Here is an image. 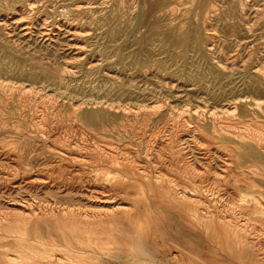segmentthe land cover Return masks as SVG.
<instances>
[{
	"label": "rangeland",
	"instance_id": "374dc122",
	"mask_svg": "<svg viewBox=\"0 0 264 264\" xmlns=\"http://www.w3.org/2000/svg\"><path fill=\"white\" fill-rule=\"evenodd\" d=\"M88 110L101 112L103 125L87 122ZM223 119L238 120L246 138L258 130L264 138V0H0V264L7 246L15 248L2 237L1 216L21 219L32 207L91 212L107 196L156 224L155 261L264 260L261 208L247 206L242 218L229 206L264 199V155L220 170L215 146L228 153L244 141L216 133ZM185 162L194 169L183 171ZM183 187L209 202L206 217L192 207L191 218L189 207L175 203ZM213 212L232 217L230 231L211 220ZM57 217L33 218L31 233L65 245Z\"/></svg>",
	"mask_w": 264,
	"mask_h": 264
},
{
	"label": "bare ground",
	"instance_id": "6f19581e",
	"mask_svg": "<svg viewBox=\"0 0 264 264\" xmlns=\"http://www.w3.org/2000/svg\"><path fill=\"white\" fill-rule=\"evenodd\" d=\"M29 5V4H28ZM76 7L80 6V4H75ZM166 5V4H165ZM67 7V6H66ZM151 7V6H150ZM224 15V14H222ZM225 16L226 13H225ZM233 16V15H232ZM29 17V16H28ZM57 18V17H56ZM159 22V21H158ZM67 23V22H66ZM64 24V23H63ZM145 24V23H144ZM234 24V23H233ZM232 24V25H233ZM146 25V24H145ZM150 28V27H149ZM153 29V28H152ZM235 29V28H234ZM240 29V28H239ZM56 30V29H55ZM191 30V29H190ZM75 31V30H74ZM151 31V30H150ZM197 31V29H196ZM240 31V30H239ZM53 32V31H52ZM73 32V31H72ZM153 32V31H152ZM236 32V31H235ZM75 33V32H74ZM226 33V32H225ZM224 33V34H225ZM232 33V32H231ZM150 34V33H149ZM231 35V34H230ZM238 35V34H237ZM165 36V35H164ZM170 36V34H169ZM147 37V36H146ZM174 37V36H173ZM168 38V37H167ZM52 39V38H51ZM175 39V38H174ZM192 39V38H191ZM166 40V39H165ZM170 40V39H167ZM163 41V40H162ZM165 42V41H164ZM163 42V43H164ZM168 42V41H167ZM181 43V41H176L174 40L173 43ZM191 42H193V40H191ZM172 44V43H171ZM193 44V43H190ZM172 46V45H171ZM170 49V48H169ZM146 50V49H145ZM170 51V50H169ZM146 52V51H145ZM144 52V53H145ZM186 52H188L186 50ZM185 52V53H186ZM142 54V53H141ZM143 55V54H142ZM143 57V56H141ZM147 57V56H146ZM142 59V58H141ZM140 59V60H141ZM215 71V70H213ZM215 73V72H213ZM261 76V75H260ZM201 78V77H200ZM202 79V78H201ZM255 83V82H254ZM250 85V84H249ZM261 86V85H260ZM145 99V98H144ZM257 104H259V102H256ZM129 106V105H128ZM160 106V105H159ZM155 107H157L155 105ZM122 112V111H121ZM126 112V110H125ZM129 113L132 114V112L130 111ZM137 113V112H135ZM147 113V112H146ZM145 113V115L147 116V114ZM229 113V112H228ZM123 114V113H122ZM127 114V113H124ZM158 114V113H157ZM57 116V115H56ZM69 116V115H68ZM101 116V112L99 111H89L85 112L84 114V119L87 122H96V120L98 118H100ZM138 116V115H137ZM145 116V117H146ZM217 116V115H216ZM123 117V116H122ZM128 117V116H127ZM131 117V116H130ZM56 118V117H55ZM59 118V117H58ZM125 119V117H123ZM57 119V118H56ZM40 120V119H39ZM122 120V119H121ZM126 120V119H125ZM129 120H132L131 118ZM224 120V119H223ZM233 120V119H232ZM135 121V120H133ZM228 121H230L228 119ZM238 121V120H237ZM237 121L235 122H227L226 120L224 121H219L217 123V127L213 126V129L216 131V133H218L217 131H219L222 134L228 135L229 137L234 136V137H238L242 141L240 145H238V147L234 146L232 148V150H229L228 153H224L227 152L226 150L220 151L221 149H219L220 146L216 147L215 146V152H213L216 155H219L222 158V163L218 162V165L220 166V170H225V172L228 170H230V168L232 167V164H236L237 166H243V163L241 161L237 162L236 160H240L243 157L247 158L249 162H261L262 161V157L264 155V138L263 140L258 138L259 136H257L258 134L260 135V131L258 130V134H255L256 136H253L254 134H252V136H249L246 138V135L244 136L242 132H240L239 130H237L235 124L237 123ZM38 122V121H37ZM124 122V121H123ZM131 122V121H129ZM251 121H249L250 124ZM255 122V121H254ZM252 122L253 125H255V123ZM52 123V122H51ZM116 123V122H115ZM121 123V122H120ZM126 123V122H125ZM240 123V122H238ZM99 124L103 125L102 123V117L99 119ZM130 124V123H129ZM117 126V125H115ZM121 126V125H120ZM183 126V125H182ZM251 126V124L249 125ZM256 126V125H255ZM259 126V125H257ZM123 127V126H122ZM246 127V126H245ZM262 127L259 126V128ZM115 128V127H114ZM113 128V129H114ZM160 128V127H159ZM248 128V127H247ZM254 128V127H253ZM256 128V127H255ZM258 128V129H259ZM107 129V127L105 128ZM128 129V128H127ZM195 129L198 132V128L195 126ZM244 129V128H243ZM125 130V128H124ZM131 130V129H130ZM129 130V131H130ZM136 129H134L135 131ZM213 130V132H214ZM249 130V129H248ZM253 130V129H252ZM263 130V129H262ZM126 131V130H125ZM139 131V130H138ZM255 131V130H253ZM257 131V130H256ZM255 131V132H256ZM264 131V130H263ZM131 132V131H130ZM246 132V131H245ZM41 133V132H40ZM127 133V131H126ZM161 133V132H160ZM219 133V134H220ZM257 133V132H256ZM42 134V133H41ZM246 134V133H245ZM248 135L251 133H247ZM59 135V134H58ZM82 135V133H81ZM120 135V134H119ZM118 135V136H119ZM200 135V134H199ZM203 135V134H202ZM79 136V135H78ZM117 136V137H118ZM175 136V135H174ZM218 136V135H217ZM264 136V135H263ZM48 137V136H47ZM80 137V136H79ZM121 137V136H120ZM181 137V136H180ZM194 137V136H193ZM198 137V135H197ZM262 137V136H261ZM62 138V137H61ZM69 139V137H67ZM81 138V137H80ZM119 138V137H118ZM60 139V138H59ZM64 139V138H63ZM71 139V137H70ZM199 139V138H198ZM55 140V139H54ZM121 140V139H120ZM123 140V137H122ZM222 140V139H221ZM229 140V139H226ZM236 140V139H235ZM52 141V140H51ZM69 141V140H68ZM74 141V140H73ZM84 141V140H83ZM119 141V140H118ZM171 141V140H170ZM181 141V140H180ZM225 141V140H224ZM54 142V141H53ZM66 142V141H65ZM75 142V141H74ZM77 142V141H76ZM128 142V141H127ZM67 143V142H66ZM98 143V141H97ZM216 143V142H215ZM214 143V144H215ZM59 144V143H58ZM82 144V143H81ZM219 144V143H218ZM55 145V144H54ZM63 145V144H61ZM71 145V144H69ZM73 145V144H72ZM233 145V144H232ZM82 146V145H81ZM182 146V145H181ZM62 147V146H61ZM74 147V146H73ZM77 147V146H75ZM119 147V145L117 146ZM154 147V146H153ZM186 147V146H185ZM241 147H243L244 149L242 150ZM70 148V147H69ZM90 148V147H89ZM88 148V149H89ZM152 147H150L151 149ZM158 148V147H157ZM180 148V147H179ZM183 148V147H182ZM223 148V145H222ZM226 148V147H225ZM228 148V146H227ZM148 149V148H147ZM146 150V149H145ZM156 150V149H155ZM177 150V148L175 149ZM228 150V149H227ZM94 151H96L94 149ZM148 151V150H146ZM150 151V150H149ZM153 151V150H152ZM158 151V150H157ZM172 151V150H171ZM117 152V151H115ZM159 152V151H158ZM182 152V151H181ZM81 153V152H80ZM101 154H105L107 155V152H105V150H101L100 151ZM148 153V152H147ZM153 153V152H152ZM114 154V153H112ZM117 154V153H116ZM127 154V153H126ZM138 154V153H137ZM146 154V153H145ZM177 155V153H174ZM110 155V153H109ZM121 155V154H120ZM119 155V156H120ZM125 155V154H124ZM154 155V153L152 154ZM158 155V154H156ZM179 155V152H178ZM184 155V154H183ZM123 156V155H122ZM140 156V154H139ZM175 156V155H174ZM181 156V155H180ZM185 156V155H184ZM193 156V155H192ZM218 156V157H219ZM114 157V155H113ZM117 157V155H116ZM129 157V156H127ZM132 157V156H131ZM129 157V158H131ZM135 157V156H134ZM160 157V156H159ZM157 157V158H159ZM183 157V156H182ZM186 157V156H185ZM214 157V156H213ZM121 158V157H120ZM156 158V157H155ZM154 158V159H155ZM179 158V157H178ZM144 159H147L146 157ZM113 160V159H112ZM117 160V159H116ZM161 160V159H160ZM189 160V158H188ZM220 160V159H219ZM119 161V159L117 160ZM124 160H122L123 162ZM128 161V160H126ZM134 161V160H133ZM153 161V160H151ZM159 161V160H158ZM175 161H177L175 159ZM187 161V160H186ZM206 161V160H205ZM213 161V160H212ZM112 162V161H111ZM115 162V161H114ZM113 162V163H114ZM150 162V161H148ZM183 162V161H182ZM140 163V162H139ZM158 163V162H157ZM173 163V162H172ZM216 163V164H217ZM245 163V161H244ZM137 164V163H136ZM154 164V163H153ZM163 164V163H162ZM174 164V163H173ZM176 165L178 163H175ZM182 167L180 166V168H182V170H190L193 168V163H181ZM115 165V164H114ZM121 165V164H120ZM131 166H133V164L130 163ZM142 165V164H140ZM159 165V164H158ZM157 165V166H158ZM195 165V164H194ZM127 166V165H126ZM156 166V168H157ZM160 166V165H159ZM254 166V165H253ZM138 167V166H137ZM145 167V166H144ZM155 168V170H156ZM176 168V167H174ZM179 168V167H177ZM137 169V168H134ZM149 169V168H147ZM146 169V170H147ZM173 169V168H172ZM194 169V168H193ZM219 169V168H218ZM254 170H263L262 168H259L256 166V168H252ZM177 170V169H175ZM181 170V171H182ZM240 170V169H239ZM250 170V169H249ZM136 171V170H134ZM140 171V170H138ZM145 171V170H143ZM149 171V170H148ZM232 171V170H230ZM235 172V170H233ZM243 171V169L241 170ZM154 172V171H153ZM160 172V171H159ZM196 172V171H195ZM224 172V173H225ZM245 172V171H244ZM252 172V171H251ZM142 173V171H141ZM150 173V172H149ZM162 173V172H160ZM185 173V172H184ZM193 173V172H192ZM218 173V172H217ZM223 173V171H222ZM230 173V172H229ZM250 173V172H249ZM39 174V173H38ZM155 174V173H154ZM183 174V172H182ZM191 174V173H190ZM235 174V173H234ZM253 174V173H252ZM142 175V174H140ZM147 175V174H146ZM162 175V174H161ZM160 175V176H161ZM165 175V174H164ZM187 175V174H186ZM202 175V173H201ZM207 175V174H206ZM233 175V174H232ZM236 175V174H235ZM238 176L240 174H237ZM245 175V174H244ZM154 176V175H153ZM159 176V175H158ZM159 176V177H160ZM171 176V175H169ZM255 176V175H254ZM25 177V176H24ZM156 177V176H155ZM186 178L188 176H185ZM219 177H222L219 175ZM224 177V176H223ZM241 177V176H239ZM238 177V178H239ZM244 177V176H243ZM246 177V176H245ZM135 178V177H134ZM150 178V177H148ZM192 178H194L192 176ZM207 178V177H206ZM225 178V177H224ZM31 179V178H30ZM37 179V178H36ZM44 179V178H43ZM42 179V180H43ZM185 179V178H184ZM215 179V178H214ZM237 179V178H236ZM235 179V180H236ZM243 179V178H242ZM46 180V179H45ZM157 182L158 181H163L161 178H156ZM177 180V179H175ZM207 180V179H206ZM241 180V179H240ZM249 180V179H248ZM174 181V179H173ZM173 181H169V183H174ZM188 181V180H186ZM190 181V179H189ZM204 181V180H203ZM243 181V180H242ZM246 181V180H245ZM24 182V181H23ZM191 182V181H190ZM194 182V181H193ZM192 182V184H193ZM238 183V181H235ZM249 182V181H248ZM13 183V182H12ZM34 183V182H33ZM38 183V182H36ZM179 183V182H178ZM178 183L174 184L177 186H180ZM240 183V182H239ZM243 183V182H242ZM45 184V183H44ZM195 184V183H194ZM250 184V183H249ZM66 185V184H65ZM64 185V186H65ZM200 185V182H199ZM205 185V184H203ZM253 184H250L248 186H252ZM257 185V184H256ZM254 184V187L256 186ZM45 186V185H44ZM51 186V185H50ZM176 186V187H177ZM235 186L237 188H239V184H235ZM245 186V185H244ZM247 186V187H248ZM261 186V185H259ZM55 187V186H54ZM63 187V185H62ZM73 187V186H72ZM156 187V185L154 186ZM162 187V184L159 186ZM185 187V186H184ZM183 187V188H184ZM47 188V187H46ZM57 188V187H55ZM76 187H74L75 189ZM96 188V187H95ZM180 188V187H179ZM206 188V187H205ZM204 188V189H205ZM259 188V187H258ZM257 188V189H258ZM262 188V187H261ZM69 189V188H68ZM169 189V188H167ZM175 189V188H174ZM174 189H171L174 190ZM188 189V188H186ZM181 189L180 192H178V194H175V203H177L179 206L181 207H189L188 210H190L189 212V216L192 218L193 212H191L192 207H195L197 209V211H195L194 213L197 215L198 213L201 214V217L205 216V214L210 213L209 208V202L206 203L204 201V198L199 195L198 193H196L195 190L192 189V191ZM200 189V188H199ZM203 189V190H204ZM226 190V189H225ZM259 190V189H258ZM100 191V190H99ZM169 191V190H168ZM263 191V190H260ZM170 192V191H169ZM168 192V193H169ZM205 192V191H204ZM221 192V191H220ZM235 192V191H234ZM100 193V192H99ZM219 193V192H218ZM117 194V193H116ZM213 194V193H212ZM222 194V193H221ZM240 194H243L240 193ZM260 194V193H259ZM167 195V194H166ZM215 195V194H214ZM95 196V195H94ZM93 196V197H94ZM113 196H115L113 194ZM112 196V197H113ZM172 196V195H171ZM234 196V195H233ZM116 197V196H115ZM237 197V196H236ZM241 197V196H240ZM239 197V198H240ZM264 196L262 195L261 198H263ZM114 198V197H113ZM172 198V197H171ZM249 198V197H248ZM247 197L246 198H241L239 200V203L236 204H230L229 206L232 205L234 207H231V212L232 211H236L235 214L236 215H240L241 217L247 216L248 213L246 211H248L247 206L249 207V205L254 206L255 208H261V213L264 214V199H260L257 198L256 200H254V202L252 200H249ZM255 198V197H253ZM115 199V198H114ZM172 200V199H171ZM207 201V200H206ZM58 202V201H57ZM60 203V202H59ZM52 204V203H51ZM61 204V203H60ZM34 205V204H33ZM40 205V204H39ZM66 205V204H65ZM74 205V203H73ZM67 206V205H66ZM71 206V205H70ZM75 206V205H74ZM39 207V206H38ZM41 207V206H40ZM54 207V206H53ZM226 207V206H225ZM15 208V207H14ZM17 208V207H16ZM18 209V208H17ZM93 209V208H92ZM95 209V208H94ZM8 210V209H7ZM220 210V209H219ZM257 210V209H254ZM253 211V210H252ZM259 211V210H257ZM55 212L54 209H52V207H45L43 209H41L40 211H38V209L35 207H32L30 209L27 210H23L19 213L20 216H23L24 218L21 219H15L13 218H9V215H5V216H1L2 218V227L5 228V234L4 238H13L14 239V245L15 248H10L9 246H7V250H5L4 252H2V264H170L172 263L171 261H166V262H158L155 261V256L154 258H152V252L151 250L153 249L152 246L157 245L156 243V233L154 232L153 235L151 236L150 232L152 231L153 228L154 231L157 230L156 229V224H153L152 227H150V225L148 223H145L143 221H141L140 219V214L137 213L135 205L129 204V203H123V202H118L116 203L110 196H107L100 205H97V209L91 211V212H83L81 213L79 210H75V209H59L58 210V214L53 213ZM218 212V211H217ZM217 212L214 213L213 218L211 219L212 221L217 220V223H219L218 225H222L223 228L226 230L231 229L230 226L232 225V217L231 216H227L225 214L223 215H217ZM225 212V211H224ZM223 212V213H224ZM229 212V211H228ZM233 213V212H232ZM244 213V214H243ZM48 215L51 214L52 216L57 215V219H55V222L58 223V225L60 226V228L63 230L62 235H64V244L60 243V242H55L53 240H49L46 239L44 237H42L41 235H38V233H35V235H33L31 233L32 230V219L33 218H37L40 217L41 215ZM216 214V215H215ZM228 214V213H227ZM231 214V213H230ZM211 216V214H209ZM209 216V217H210ZM239 216V217H240ZM243 216V217H244ZM11 217V216H10ZM196 217V216H195ZM206 217V216H205ZM241 217L239 219H241ZM242 217V218H243ZM194 218V217H193ZM237 218V217H236ZM196 219V218H195ZM198 219V217H197ZM209 219V218H208ZM248 219V218H247ZM237 220V219H236ZM244 220V219H243ZM1 221V220H0ZM197 221V220H196ZM234 222V221H233ZM248 222V221H247ZM210 223V222H209ZM240 223V222H239ZM249 223V222H248ZM200 224V222L198 223ZM213 224V223H212ZM238 224V223H237ZM246 225V224H245ZM245 225L243 223V225L240 224V229H236L233 231L234 234H236V237L238 235V233H244L246 230H242L245 228ZM161 226V225H160ZM247 226V225H246ZM264 226V225H263ZM205 227V225H204ZM208 227V226H207ZM221 227V226H220ZM235 227V226H234ZM237 228V227H236ZM34 229V228H33ZM222 229V227H221ZM235 229V228H234ZM246 229V228H245ZM54 230V229H53ZM172 230V229H171ZM35 231V230H33ZM169 231V230H168ZM221 231V230H220ZM259 231V230H258ZM44 232V231H43ZM47 232V230H46ZM166 232V231H165ZM42 233V232H41ZM180 233V232H179ZM76 234V236L74 237L73 240L76 241V243H74L71 240V237H65L67 235H71L72 237ZM167 234V233H166ZM169 234V233H168ZM224 234V232H223ZM222 234V235H223ZM227 234V232H226ZM225 234V235H226ZM208 235V234H207ZM212 235V234H211ZM88 237L89 240L88 242L85 244L82 240L81 237ZM224 236V235H223ZM222 236V237H223ZM227 236V235H226ZM49 237V236H48ZM235 237V236H233ZM257 237V236H256ZM69 238V239H68ZM241 238V237H240ZM243 239V238H242ZM217 240V239H216ZM244 241V240H243ZM249 241V240H248ZM254 241V240H253ZM242 242V241H241ZM257 242V241H256ZM255 242V243H256ZM261 242V240H260ZM240 243V242H239ZM238 245H241L239 244ZM254 243V242H253ZM254 243V244H255ZM243 244V243H242ZM246 244V241H245ZM260 244V243H258ZM178 245V244H177ZM256 245V244H255ZM254 245V246H255ZM6 246V245H5ZM228 246V245H227ZM230 246V245H229ZM237 246V245H236ZM242 246V245H241ZM39 247H41V250L39 249ZM89 247V248H86ZM179 247V246H178ZM181 247V246H180ZM243 247V246H242ZM241 247V248H242ZM249 247V246H248ZM251 247V246H250ZM253 247V246H252ZM259 247V246H258ZM238 249V248H237ZM262 249V248H261ZM246 249L244 248L243 251H245ZM251 250V249H250ZM256 250V249H254ZM264 250V249H263ZM55 251H59L57 253H54ZM158 251V250H157ZM252 252V251H251ZM263 251H261L260 253H262ZM255 253V252H254ZM239 254H241L239 252ZM238 254V255H239ZM243 255V254H242ZM254 255V254H253ZM257 254H255L254 256H256ZM264 255V254H263ZM175 256V257H174ZM174 259H177L178 256L174 255ZM194 256V255H193ZM247 256V255H246ZM246 256H244V258H246ZM261 256V255H260ZM165 257V256H164ZM237 257V256H236ZM243 258V257H242ZM106 259V260H105ZM250 259V258H249ZM252 260V259H251ZM260 260V259H259ZM103 261V263L101 262ZM250 261V260H249ZM180 264H186L187 261L182 258L179 261H177ZM203 262V261H202ZM250 264H256L252 261H250ZM257 264H264V260H261L260 262L258 261Z\"/></svg>",
	"mask_w": 264,
	"mask_h": 264
}]
</instances>
